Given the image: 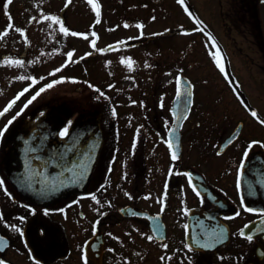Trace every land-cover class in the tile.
<instances>
[{"label": "flooded vegetation", "instance_id": "obj_1", "mask_svg": "<svg viewBox=\"0 0 264 264\" xmlns=\"http://www.w3.org/2000/svg\"><path fill=\"white\" fill-rule=\"evenodd\" d=\"M96 2L99 22L88 0H10L12 23L25 28L28 42L14 27L0 37V60L21 61L0 63V109L32 83L28 77L38 79L0 115V127L34 91L57 83L36 96L0 136V177L12 194L0 188V213L23 230L21 235L0 220V239L7 241L0 257L34 264L31 253L41 264H85L83 251L87 264H189V258L192 264H264L260 214L243 211L240 204L243 198L264 208V143L253 145L240 165L249 140L264 142V125L244 106L264 118V0H213L215 15L204 19L189 7L195 18L190 17L179 0ZM174 9L192 20L190 27L175 20ZM41 10L60 15L67 27L87 37L39 21ZM29 16L36 19L29 23ZM7 24L0 0V30ZM238 37L246 46L236 42ZM217 49L227 77L215 63ZM121 57H130L132 67ZM177 74L187 89L179 102ZM188 93L187 117L166 124L173 119V105L178 114L184 111ZM69 120L61 137L59 130ZM168 127L175 131L167 133ZM161 137L179 140L177 160ZM49 159L56 163L43 166ZM74 160L73 171H64ZM185 173H192L199 196ZM90 192L98 194L99 203L82 195ZM237 210L240 215L226 218ZM247 221H252L245 229L253 232L251 241L234 234ZM168 254L170 260L160 259Z\"/></svg>", "mask_w": 264, "mask_h": 264}, {"label": "snow or ice", "instance_id": "obj_2", "mask_svg": "<svg viewBox=\"0 0 264 264\" xmlns=\"http://www.w3.org/2000/svg\"><path fill=\"white\" fill-rule=\"evenodd\" d=\"M69 2V0H66V4ZM2 3H3V11H4V14L7 16L8 18V24L2 29L0 30V37H3L5 36L8 32H9V29L10 28H13L14 27V30L16 33H19L21 36L24 37V40L25 42L27 43V37L24 36L25 34V28L22 27V26H14L13 23H12V16L9 12V3H10V0H2ZM88 3L92 6V8L94 9L95 11V15H96V20L94 22H99V19H100V5L96 2V0H88ZM179 3L181 5H184V0H179ZM190 17H194V14L189 11V7L187 5H184V9H183ZM36 18L35 17H32V16H29L28 17V22L29 23H32ZM39 21H45V22H48V21H52V22H55L56 24L59 25V30L61 33L63 34H68L71 32V34L77 36V37H87L88 33L87 32H84V31H73L71 30L69 27H67L65 25V23L63 22V20L61 19V16L58 15V14H55V13H51V12H48V13H45L43 12V10H41L40 14H39V17H38ZM125 26H127V24L125 23ZM137 26L138 27H143L142 24H140L139 22H137ZM49 27H51V25H49ZM184 31H191L190 29H184ZM97 34L93 31L92 33V36L95 37ZM211 39V37H209ZM123 41H117L116 44L119 46L120 44H122ZM90 44H91V47L92 48H96V45H95V41L92 40L90 41ZM97 51L99 52H104L106 49L105 48H99V49H96ZM75 50H70L68 53H67V56L68 57H71L73 55V52ZM90 53H84L85 56L89 55ZM213 56L215 57V63L216 65L218 66L219 68V71L221 73H224L225 76L227 77L229 74L225 72V67H224V64L221 62L222 60V57H221V53L220 51L217 49L214 53H213ZM121 62L126 64L129 68L132 67V64H133V61L131 60L130 57L128 58H125V57H121ZM33 61H28V63H32ZM68 61L66 60L65 63H67ZM0 63L2 64H10V63H16V64H20L21 61L19 59H15L13 60L12 58L10 57H5L3 60H0ZM105 63H110V61H106ZM60 67H63V65H61ZM53 72H56L58 71V69H53L52 70ZM29 80H31L32 83H29L27 84L26 87L22 88L19 92H17V94L15 96H13L11 99H9L7 101V104L4 106L3 109H0V115H3V113L7 112L9 110V108L12 107L13 103L19 98V96H21L24 92H26L28 90V88H31L32 87V84L36 83L37 81V77L35 76H31V77H28ZM60 80H64L66 79V77L64 76H61L59 77ZM67 79H75L74 77H68ZM175 82H176V95H175V99L177 102H179L180 100V97L182 96V94L186 93L187 92V89L185 88H182L181 86V81L184 79L180 74H177L175 77ZM57 83L56 80H53L51 81V83H48V84H44L43 87H40L38 90L34 91L33 95L31 97H29V99L24 103V105L22 107L19 108L18 111L15 112L14 115H12L7 121L6 123H4V125L2 127H0V136H3L5 131L8 129L9 125L12 124V122L21 114V112L24 111V108L27 107V105L29 103H31L32 100H34L36 98V96H38L41 92L45 91V89L47 88H50L53 84ZM234 83V82H233ZM191 85H189L190 87ZM92 87L94 89H96L97 91H100V89L97 87V85L93 84ZM108 87H112L111 84L108 85ZM130 103H136V101H130ZM192 103V100H191V94L188 93L186 96H185V107H184V111L180 114L177 113V106L176 105H173L172 108L169 109V111L172 113V117L173 119L171 121H168L166 120L165 123L168 124V123H171V124H177V123H180V116L183 115L185 117H187L188 115V110H187V105L188 104H191ZM161 107H163V103H161L160 105ZM245 108L250 112L251 116L253 118H255L257 120V122L260 124V125H264V118H261L259 115H258V112L256 109H253L251 108L249 105L245 104L244 105ZM111 114L113 116H116L117 113H116V110L115 108H112L111 109ZM72 123L71 120H69L67 122V124L64 125V127L60 128L59 130V135L61 137H64L67 132H68V125H70ZM175 131V129L173 127H168L167 128V133L171 134ZM161 139L163 140V143L165 145H167L168 149L170 150V154H171V159L173 161L177 160L179 157H178V154L176 152V146L179 144V140H177L176 144H174L172 142V140L170 139H164L163 137H161ZM236 137L233 136L232 137V140H235ZM232 140H229L228 142L229 143H232ZM27 143V142H26ZM261 143H264L262 141H258V140H249L248 141V146L244 149V153H243V157L241 158L240 160V165H241V168L243 167L244 163H245V157H247V154H248V151L249 149L253 146V145H257V144H261ZM71 146H69L70 148ZM31 151H36V149H30ZM63 155H67V151H65V153H63ZM35 159L37 160H44L43 157H40V156H37L35 157ZM78 159V158H77ZM48 163H56L55 160H45L44 162V165L43 166H46ZM32 166V160L29 159L26 161V171L28 168H30ZM63 166V164H58V167H61ZM76 167V161H72L71 165L70 166H64V171L66 172H72L73 169ZM173 169H169V171L171 172ZM185 175L187 177H189V185L192 187L193 191L196 192L197 196L200 195L199 191L197 190V187L195 184L192 183V173H185ZM240 177H241V169H237V174H236V180H237V188L239 189L240 187ZM70 182H75V177L73 176V180L70 181ZM104 186L101 185V188H103ZM0 188H3V190L5 191L6 194H8L9 196H11L12 194L10 192H8V189L5 187V179L3 177H0ZM126 195H129L130 196V193H125ZM82 195H88L93 201H96L97 203H99L100 201L98 200V194L97 193H83ZM150 195V194H148ZM78 202V201H77ZM105 203H110L109 201H105ZM240 204H241V209L243 211H246L248 213H259L260 216L258 217V220L260 221V225H261V228H260V231L261 233H264V208H255V207H251L249 206L247 203H245V200L243 198H241V201H240ZM164 207H165V204L164 202H161V211L164 210ZM32 211H36L35 208L32 209ZM45 212H48L49 209H45L44 210ZM60 211H64V209H60ZM188 211L187 208H184L182 210V214L183 213H186ZM160 213H157V216H159ZM81 215H83V213H81ZM100 215H103V213H100ZM139 215L143 216L145 215V213H139ZM240 215V211L237 210V211H233L230 216L226 217L228 219L230 218H233L235 216H238ZM20 220H24L25 217L24 216H20L19 217ZM0 220H2L8 227L12 228V229H15L17 232H19L21 235H23V230L22 228H20L18 225L16 224H8V222L6 220H4V217H3V214L0 213ZM249 224H252V221H247L245 223V225L243 227H241L240 229L237 230V233H234V234H238L240 235L241 237H244L246 238L247 240L251 241L253 239V232L251 230L249 231H245V229L248 228V225ZM187 227V226H186ZM96 228H95V222L93 223V232H95ZM141 235H144L146 236V238L149 240V241H152L154 239V237L152 235H147L143 232L140 233ZM220 236H223V229L220 230ZM109 235H113V233H109ZM117 240L120 239L119 236H116L115 237ZM192 239L194 241H198L199 240V237L196 236L195 234L192 235ZM7 241L5 240H2L0 239V249L4 248L5 245H6ZM85 243H88L87 241H85ZM162 247H167V244H163L161 245ZM211 245L205 243L203 245V247L207 248V247H210ZM80 247V246H78ZM92 247H95V245H92ZM185 247L186 248H189L191 249V245L190 244H185ZM30 256V259L34 261V264H41L40 260L37 259L35 256L31 255V253L29 254ZM81 259L85 262V264H87V256L83 253V251L81 252ZM125 260L128 259V257H124ZM161 260H165V259H168L170 260L171 259V254H168L167 256H161L160 257ZM0 264H11V261L7 260V259H4L2 257H0ZM189 264H192L191 262V259L189 258Z\"/></svg>", "mask_w": 264, "mask_h": 264}, {"label": "rangeland", "instance_id": "obj_3", "mask_svg": "<svg viewBox=\"0 0 264 264\" xmlns=\"http://www.w3.org/2000/svg\"><path fill=\"white\" fill-rule=\"evenodd\" d=\"M184 2L186 5L188 4V7H190L193 10V13L195 15L202 17L203 19L205 17H209L210 14L213 15V11H214V15H215L216 10H215L214 3H212L213 0H184ZM166 4L168 5V2L163 4V5H166ZM180 8H181V6H180ZM209 11H211V12L209 13ZM172 14L175 17V20H179V21H181V23L187 24L188 27L191 26L192 20L187 15L185 16V14H182L181 10L174 9ZM236 42H239V44L243 43L246 46L245 40H243L241 37H238Z\"/></svg>", "mask_w": 264, "mask_h": 264}]
</instances>
